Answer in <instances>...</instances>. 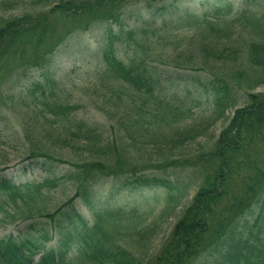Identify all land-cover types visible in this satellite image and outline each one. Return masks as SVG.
<instances>
[{"label":"trees","instance_id":"1","mask_svg":"<svg viewBox=\"0 0 264 264\" xmlns=\"http://www.w3.org/2000/svg\"><path fill=\"white\" fill-rule=\"evenodd\" d=\"M180 2L38 0L27 12L1 17L0 105L37 100L36 126L23 129L31 143L25 166L43 157L67 169L21 184L0 175V214L44 217L50 224L46 230L31 222L35 233L0 239V264H264V93H254L264 85V0H245L240 7L225 1L198 14ZM144 13L160 16V23L125 27L127 14ZM98 24L118 25L103 33L97 49V83L116 101L109 128L76 121L78 106L68 99L66 81L55 82L49 74L59 48L75 32ZM188 29L191 37L180 48L177 34ZM161 43L175 44L173 52L159 55L166 65L206 70L210 87L180 75L164 82L146 52L140 55ZM125 48L136 55L122 58ZM35 71L52 83L49 91L39 79L22 90ZM204 94L210 111L191 120ZM49 118L66 136L64 155L32 140L42 129L55 131L47 127ZM222 118L227 124L215 135ZM201 136L208 145L191 149ZM184 170L190 181L177 172ZM192 181L189 203L159 248L150 251ZM107 182L111 194L139 198L99 203ZM64 184L73 194L51 211L43 200ZM79 202L90 218L76 208ZM51 237L57 245L46 247Z\"/></svg>","mask_w":264,"mask_h":264},{"label":"rangeland","instance_id":"2","mask_svg":"<svg viewBox=\"0 0 264 264\" xmlns=\"http://www.w3.org/2000/svg\"><path fill=\"white\" fill-rule=\"evenodd\" d=\"M225 1L232 3L235 7H240L244 4L245 0H181L179 5L181 8L189 7L192 11L198 14L202 13V11L206 10L210 5ZM36 2H38V0H0V19L27 12L32 9L33 6L36 7L39 5L40 2L38 4H36ZM163 2L164 1L154 3V7L159 8ZM143 21H154L156 23H160L161 17L159 16L153 18L148 14L145 15V13L142 14V16L127 14L124 19V24L125 27H134L136 25H141ZM110 27L114 30L118 29L117 24H112L110 26L107 24H98L88 31L75 32L59 48L49 69V74H53V81H66L63 83L67 84V88L69 89L68 99L72 101V104L78 106L75 113H73L76 121L82 120L86 123H103L108 128L114 124V121L112 120L115 118L114 108H116V101L111 97V93L107 88L105 89L97 83L98 80L95 75L99 62L97 49L101 43L103 33ZM190 31L191 30L188 29L177 34V42L180 43L177 45L180 48L183 47L187 39L191 37ZM174 45L175 44L170 43L164 45L161 43L156 46H152L151 48L144 49L142 54L140 51L138 53H140V55H144L146 52L151 62L158 66L157 69L162 75L164 82H167V78L169 77H176L180 75L181 78H187L192 83H196V85L202 84L210 87L209 79L207 78V74L209 73L208 71H201L197 69H186L180 71L173 70L170 66L165 64L167 61L165 57H159L160 54L166 55L173 52L172 48H174ZM119 55L126 59L127 57L136 54L132 48H125L119 53ZM29 76V79L21 84L23 91L27 89V84L38 79L41 81L43 87L49 91L52 83L49 81H42V71L32 72ZM179 82L181 81L175 80L174 84ZM180 85L182 86V84ZM258 92L264 93V85L254 90V93ZM41 93L42 91L39 90L37 95L40 96ZM206 96L207 94H204L201 98V100H203L202 105L194 108L195 114L191 120H197L202 114L205 115L209 113L210 108ZM24 99L19 100L16 98L12 106H9V104L0 105V175L12 180L15 184H21L33 180L41 181L42 179L55 176L57 177L67 169L65 164L51 161L43 157L37 158L33 163H31V165L25 166L27 162L24 158L26 156V151L31 146V143L30 140L25 137L23 129H25L27 125L36 126L33 111L36 108L35 105L37 100L32 97ZM232 114L233 110L228 112V118L231 117ZM48 120L47 127H54L53 125L57 123L51 120V118ZM227 120L222 118L217 121L214 126L215 135L219 134L221 128L227 124ZM60 133H62V131H59L56 128L55 131L52 130L50 133L47 130L44 131L42 129L41 133L38 135L39 138L33 136L32 140L34 139L40 141V144L50 145L55 152L64 155V153L68 152L64 140L66 136H61ZM208 143V138L201 136L192 143L190 148L195 149L203 147L208 145ZM187 171L188 170L177 172L181 177H185L186 179L188 178L186 177V173H189ZM191 174L193 176V173ZM188 180L190 181L191 179L188 178ZM111 186L112 184L110 182L105 184L104 189L99 195V203L102 202V204L113 206L126 199L139 198V195L111 194ZM194 189V181H192V184H190L188 189L189 193L181 199L176 212L168 216V218L159 227L158 233L151 242L150 251L153 252L157 250L161 242L170 234L179 212L189 203L192 194L195 191ZM72 194L73 191L71 190L69 184L59 185L58 187L53 188L47 198L43 201L47 204L48 209L51 210L54 205L59 204V202H62V200ZM76 208L87 218L91 217L88 209L81 202L76 204ZM31 222H35V226L37 228L50 230L49 221L44 217L32 219L23 218L21 214L17 215L13 211H11L8 215L0 214V239L8 236L20 239L22 235L35 233L36 230L32 229L30 226ZM45 244L46 247H54L57 245V239L55 237H51L47 242H45Z\"/></svg>","mask_w":264,"mask_h":264}]
</instances>
